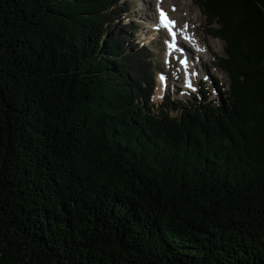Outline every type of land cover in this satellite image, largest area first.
I'll use <instances>...</instances> for the list:
<instances>
[{"label": "trees", "instance_id": "1", "mask_svg": "<svg viewBox=\"0 0 264 264\" xmlns=\"http://www.w3.org/2000/svg\"><path fill=\"white\" fill-rule=\"evenodd\" d=\"M119 1L0 0V264H264V0H199L228 90L157 109Z\"/></svg>", "mask_w": 264, "mask_h": 264}, {"label": "rangeland", "instance_id": "2", "mask_svg": "<svg viewBox=\"0 0 264 264\" xmlns=\"http://www.w3.org/2000/svg\"><path fill=\"white\" fill-rule=\"evenodd\" d=\"M157 0H120L118 9H127L124 18H119L114 24L132 25L135 28L133 36L126 39L127 44L132 49H141L143 59L147 63L153 82L154 93L152 101L154 109H157L167 100L177 103L179 106L186 105L189 100L198 102L204 97L217 101L223 92L229 87L227 76L219 69L220 59L224 55L223 43L214 37L216 24L212 26L205 19L198 6L199 0H164V4L158 6ZM129 4V6H127ZM173 6L174 10L169 11ZM161 8L177 19L180 25L186 26L187 31L195 35L202 45V50L197 53H190L186 58L189 60L192 70L196 72V90L191 91L189 86L183 82L181 64L179 57H169L165 59V51L168 49L166 40L167 33L163 30H155L157 10ZM154 20V22H153ZM134 32V31H133ZM129 33V32H128ZM207 48V49H206ZM191 49V48H190ZM167 75L165 88H162L157 81L158 72ZM198 91V92H197ZM194 97V98H193ZM164 100V101H165ZM170 106V104L168 105ZM177 112H171V116H177Z\"/></svg>", "mask_w": 264, "mask_h": 264}, {"label": "bare ground", "instance_id": "3", "mask_svg": "<svg viewBox=\"0 0 264 264\" xmlns=\"http://www.w3.org/2000/svg\"><path fill=\"white\" fill-rule=\"evenodd\" d=\"M157 2L159 3V5L160 4H164V0H158ZM172 20L174 22V29L179 34V38L180 39L183 38L185 40H188L187 38L189 37L190 38V44L189 45L191 47H193L194 49H197L198 51H201L203 48H202V45H199V44H201L202 42L200 43V41L197 40V38L195 37V35L191 34L189 31H187L188 29H187L186 26L180 25L178 23L177 19L175 18V16H173ZM166 44H167V46L169 45L171 47V44H170V40L169 39L167 40ZM189 50H191V49H188L187 51H189ZM184 54H186V56H188V53H184ZM181 60H183V58H181ZM180 67H181V72L183 73L184 78L191 79V77H192L194 83H196V80H195V74H196V72L194 70H192L191 65L189 64L187 66H183L181 64ZM186 73H188V75Z\"/></svg>", "mask_w": 264, "mask_h": 264}, {"label": "snow or ice", "instance_id": "4", "mask_svg": "<svg viewBox=\"0 0 264 264\" xmlns=\"http://www.w3.org/2000/svg\"><path fill=\"white\" fill-rule=\"evenodd\" d=\"M161 17H162V20L167 21V18L164 16V14L162 12H161ZM169 23H171V22H169Z\"/></svg>", "mask_w": 264, "mask_h": 264}]
</instances>
